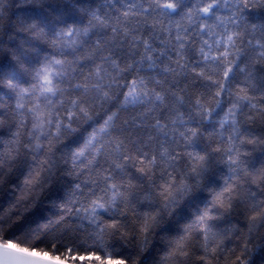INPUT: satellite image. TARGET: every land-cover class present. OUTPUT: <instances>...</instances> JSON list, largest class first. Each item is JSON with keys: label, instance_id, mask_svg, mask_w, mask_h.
Instances as JSON below:
<instances>
[{"label": "snow or ice", "instance_id": "6c2138e0", "mask_svg": "<svg viewBox=\"0 0 264 264\" xmlns=\"http://www.w3.org/2000/svg\"><path fill=\"white\" fill-rule=\"evenodd\" d=\"M0 264H264V0H0Z\"/></svg>", "mask_w": 264, "mask_h": 264}]
</instances>
